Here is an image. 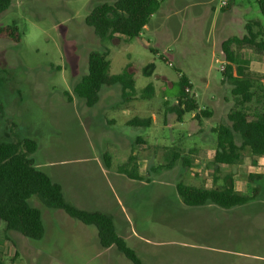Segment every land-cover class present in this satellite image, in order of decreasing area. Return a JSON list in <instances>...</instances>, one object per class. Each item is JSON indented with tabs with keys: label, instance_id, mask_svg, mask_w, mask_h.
I'll return each instance as SVG.
<instances>
[{
	"label": "rangeland",
	"instance_id": "374dc122",
	"mask_svg": "<svg viewBox=\"0 0 264 264\" xmlns=\"http://www.w3.org/2000/svg\"><path fill=\"white\" fill-rule=\"evenodd\" d=\"M112 1L12 0L0 26L15 22L22 37L18 43L0 38V140L35 139L34 167L61 185L69 203L111 214L142 264H264V155L244 149L237 164L214 170L211 163L212 129L229 124L227 114L237 107L222 76L221 43L245 35L247 23L264 39V14L255 0H162L137 37L100 39L84 18ZM91 50L106 53L111 73L133 63L136 91L105 86L87 107L72 88ZM233 51L254 87L264 88V51ZM181 75L197 108L179 118ZM148 84L151 90L140 93ZM202 109L210 114L197 118ZM133 117L150 124L130 126ZM235 141L240 144L236 133ZM129 154L138 159L141 181L115 172ZM227 176L240 193L257 186L256 197L230 209L188 207L175 189L177 182L220 186ZM29 201L41 210L43 236L28 239L0 222V264H132L114 246L101 247L93 225L36 197Z\"/></svg>",
	"mask_w": 264,
	"mask_h": 264
},
{
	"label": "trees",
	"instance_id": "16d2710c",
	"mask_svg": "<svg viewBox=\"0 0 264 264\" xmlns=\"http://www.w3.org/2000/svg\"><path fill=\"white\" fill-rule=\"evenodd\" d=\"M162 0H114L98 3L91 8L84 22L100 39H112L116 36L137 37L149 17L157 11ZM12 0H0V15L8 9ZM264 14V0H255ZM224 5L223 7H226ZM246 34L242 37H230L221 43L225 55V68L222 70L231 86V94L236 98V105L227 114L229 124L217 123L212 131L216 137V148L212 156L214 170L221 166H231L240 160V151L248 150L252 155H264V88L254 87L255 80L246 76L244 68L236 63L233 48L250 47L264 51V39L258 38L259 31H254L252 24L245 25ZM5 37L18 43L22 33L15 22L0 26V38ZM233 65L235 74L232 73ZM136 69L133 63H127L120 72H110V61L104 51L91 50L87 55L86 72L73 85L72 91L84 100L87 107L96 105L100 92L105 86L119 84L122 93H134ZM178 93L175 112L180 118L183 114L194 111L197 106L188 96V79L181 75L177 80ZM150 85L140 90L148 93ZM256 100L259 105H252ZM210 111L202 109L197 113L208 116ZM130 126L146 127L150 118L133 117L127 123ZM238 134L240 144L235 141ZM35 139L16 137L11 140H0V222L5 231H15L20 235L37 240L43 236L44 226L41 210L30 203L36 197L45 207L59 209L70 218L85 225H93L96 229L99 244L107 248L114 246L116 250L132 264H142L134 249L120 236L115 227L113 217L98 210H87L76 207L65 200L61 185L47 173L33 165L31 155L37 150ZM188 162V161H187ZM105 165L108 162L105 157ZM132 181H141L139 163L135 155L129 154L126 161L116 168ZM261 174H249L250 179H260ZM228 184L215 187L195 186L177 182L175 185L182 203L188 207L214 203L222 208H231L247 203L256 197L258 187H253L251 194L237 191L229 176Z\"/></svg>",
	"mask_w": 264,
	"mask_h": 264
},
{
	"label": "crops",
	"instance_id": "0c3cea01",
	"mask_svg": "<svg viewBox=\"0 0 264 264\" xmlns=\"http://www.w3.org/2000/svg\"><path fill=\"white\" fill-rule=\"evenodd\" d=\"M140 171V170H139ZM115 172L116 173H118V174H120V175H122L126 180H128V181H132V180H129V179H127L126 177H125V175L124 174H122V173H119V172H117V170H115ZM139 174H140V172H139ZM141 176V175H140ZM132 182H134V181H132ZM214 204V203H213ZM216 205V204H215ZM243 205V204H242ZM216 206H218V205H216ZM239 206V205H238ZM218 207H220V206H218ZM233 207H236V206H233ZM220 208H222V207H220ZM232 208V207H231ZM84 209V208H83ZM223 209H230V208H223ZM88 210V209H87ZM98 211H100V210H98ZM102 212H104V211H102ZM106 213V212H105ZM109 214V213H108ZM111 215V214H110ZM112 216V215H111Z\"/></svg>",
	"mask_w": 264,
	"mask_h": 264
},
{
	"label": "built area",
	"instance_id": "2783aa9c",
	"mask_svg": "<svg viewBox=\"0 0 264 264\" xmlns=\"http://www.w3.org/2000/svg\"><path fill=\"white\" fill-rule=\"evenodd\" d=\"M223 3H225V2H223Z\"/></svg>",
	"mask_w": 264,
	"mask_h": 264
}]
</instances>
